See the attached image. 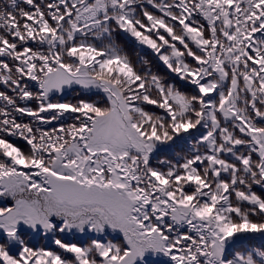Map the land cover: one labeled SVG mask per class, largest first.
I'll return each mask as SVG.
<instances>
[{"label": "snow or ice", "instance_id": "6c2138e0", "mask_svg": "<svg viewBox=\"0 0 264 264\" xmlns=\"http://www.w3.org/2000/svg\"><path fill=\"white\" fill-rule=\"evenodd\" d=\"M149 253L264 264V0H0V264Z\"/></svg>", "mask_w": 264, "mask_h": 264}, {"label": "trees", "instance_id": "16d2710c", "mask_svg": "<svg viewBox=\"0 0 264 264\" xmlns=\"http://www.w3.org/2000/svg\"><path fill=\"white\" fill-rule=\"evenodd\" d=\"M129 50H130V52L133 54V56H134V58H135V50H136V49H129ZM144 55H145V54H144ZM146 56H148L149 59H152V63H153V65L155 66V65H156V61H155L150 55L147 54ZM155 70L160 71V72H164V71H165V70L163 69L162 66H160V67H156ZM177 84H178V86H180L182 83L177 81ZM21 146L23 147V144H22V143H21ZM158 262H161V261H158Z\"/></svg>", "mask_w": 264, "mask_h": 264}, {"label": "rangeland", "instance_id": "374dc122", "mask_svg": "<svg viewBox=\"0 0 264 264\" xmlns=\"http://www.w3.org/2000/svg\"><path fill=\"white\" fill-rule=\"evenodd\" d=\"M145 259L149 262V264H164L165 258H163V257L152 258L151 254L149 253V255L145 257ZM159 259H161L163 262H157V260L159 261Z\"/></svg>", "mask_w": 264, "mask_h": 264}]
</instances>
